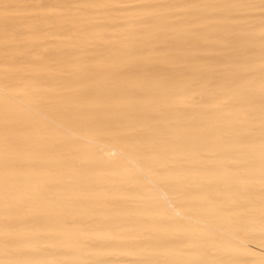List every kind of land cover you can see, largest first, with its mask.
Wrapping results in <instances>:
<instances>
[{
  "label": "bare ground",
  "instance_id": "bare-ground-1",
  "mask_svg": "<svg viewBox=\"0 0 264 264\" xmlns=\"http://www.w3.org/2000/svg\"><path fill=\"white\" fill-rule=\"evenodd\" d=\"M0 264H264V0H0Z\"/></svg>",
  "mask_w": 264,
  "mask_h": 264
}]
</instances>
